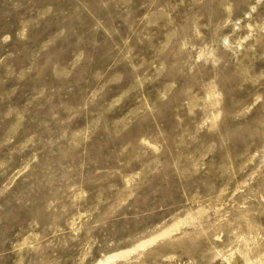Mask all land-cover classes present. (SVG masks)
I'll return each mask as SVG.
<instances>
[{"label":"rangeland","instance_id":"obj_1","mask_svg":"<svg viewBox=\"0 0 264 264\" xmlns=\"http://www.w3.org/2000/svg\"><path fill=\"white\" fill-rule=\"evenodd\" d=\"M0 264H264V0H0Z\"/></svg>","mask_w":264,"mask_h":264}]
</instances>
